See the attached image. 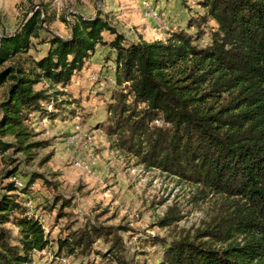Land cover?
<instances>
[{"label": "trees", "instance_id": "1", "mask_svg": "<svg viewBox=\"0 0 264 264\" xmlns=\"http://www.w3.org/2000/svg\"><path fill=\"white\" fill-rule=\"evenodd\" d=\"M198 4L204 14L165 40L127 41L100 15H74L69 37L41 35L51 17L40 3L18 29L0 37V155L11 150L29 163L47 148L48 140L39 139L31 125L32 115L55 117L57 111L47 106L57 109L64 101L56 86L65 88L98 46L107 47L114 54L116 87L100 126L114 147L145 168L194 183L204 196L219 200L211 219L194 234L168 243L153 238L165 246L158 264H264V0ZM208 20L216 27L210 42L199 46ZM104 31L114 37L106 41ZM52 154L41 157L39 166ZM5 159L14 161L10 155ZM17 171L16 164L5 169L9 181L0 190V264H31L33 254L50 243L22 196L37 179L52 183L32 172L18 185L10 179ZM58 201L57 217L68 215L63 208L70 198L55 196L54 207ZM179 219L168 209L158 223L166 227ZM127 228L98 221L67 225L66 234L56 239L57 252H95L109 264H126L121 232ZM98 240L108 245L105 253L93 249Z\"/></svg>", "mask_w": 264, "mask_h": 264}, {"label": "rangeland", "instance_id": "2", "mask_svg": "<svg viewBox=\"0 0 264 264\" xmlns=\"http://www.w3.org/2000/svg\"><path fill=\"white\" fill-rule=\"evenodd\" d=\"M199 1L0 0V37L18 29L41 8L40 3H45L51 20L44 23L41 35L69 37L70 24L74 15L79 14L86 18L100 15L127 41L165 40L171 32L186 29L189 19L204 14ZM201 27L204 33L197 44L205 46L216 24L208 20ZM188 31L195 32V27ZM103 36L110 41L114 34L104 31ZM108 52L107 47L98 46L92 61L87 60L73 74L70 84L65 88L56 86L55 89L63 91L58 97L64 101L57 109L47 106V110L57 111L55 117L32 115L31 125L39 139L48 140L47 148L29 163L23 161V154H12L11 150L0 155V190L9 181L4 179L5 169L15 164L19 171L10 179H15L18 185L25 183L32 172L42 173L52 183L46 185L37 179L29 195L22 196L41 219L50 239L48 247L33 254L31 264H109L107 257L95 252L88 256L57 252L56 239L66 234L67 225L76 228L90 221L128 227L121 232L126 264H158L165 246L154 242V237L168 243L174 236L192 235L205 226L219 205L217 197L204 196L196 184L145 168L114 147L100 126L106 123L107 104L116 87L114 54ZM3 95L4 86H0V101ZM50 151L51 159L39 166L40 158ZM8 155L14 161L5 159ZM57 195L71 200L63 208L66 216L57 217L60 202L53 206ZM168 209L179 213L180 219L176 225L162 227L158 221ZM107 248L101 240L93 245L95 251L103 253Z\"/></svg>", "mask_w": 264, "mask_h": 264}, {"label": "crops", "instance_id": "3", "mask_svg": "<svg viewBox=\"0 0 264 264\" xmlns=\"http://www.w3.org/2000/svg\"><path fill=\"white\" fill-rule=\"evenodd\" d=\"M59 36H62V37H65L64 35H61V34H59ZM43 47V46H42ZM96 51V50H95ZM94 54V53H93ZM93 54L88 58V60H91L92 61V59H93ZM84 67V66H83ZM72 79V78H71Z\"/></svg>", "mask_w": 264, "mask_h": 264}]
</instances>
